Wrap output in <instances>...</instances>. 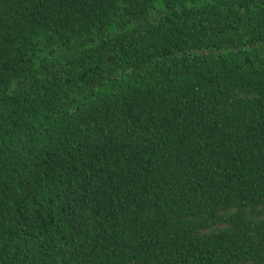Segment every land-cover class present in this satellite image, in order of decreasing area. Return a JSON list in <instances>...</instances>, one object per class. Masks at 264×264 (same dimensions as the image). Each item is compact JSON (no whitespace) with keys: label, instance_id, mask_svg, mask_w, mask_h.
Listing matches in <instances>:
<instances>
[{"label":"trees","instance_id":"1","mask_svg":"<svg viewBox=\"0 0 264 264\" xmlns=\"http://www.w3.org/2000/svg\"><path fill=\"white\" fill-rule=\"evenodd\" d=\"M0 264H264V0H0Z\"/></svg>","mask_w":264,"mask_h":264}]
</instances>
